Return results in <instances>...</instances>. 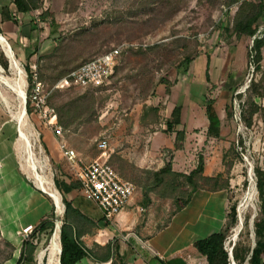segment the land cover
I'll list each match as a JSON object with an SVG mask.
<instances>
[{
    "label": "rangeland",
    "instance_id": "rangeland-1",
    "mask_svg": "<svg viewBox=\"0 0 264 264\" xmlns=\"http://www.w3.org/2000/svg\"><path fill=\"white\" fill-rule=\"evenodd\" d=\"M147 1L36 0L39 9L48 7L47 15L54 17L55 21L49 20L48 25L55 35V47L33 62L28 71L25 61L16 56L13 45L10 44L14 58H10L5 44L0 43V51L9 64L7 70L0 65V126L7 122L8 132L21 131L20 122L22 131L31 140L33 127L46 125L30 101L32 82L29 77L34 66L47 92L51 91L47 106L56 115V123L65 130L68 145L83 159L89 161L100 156L99 141L106 139L108 146L103 159H107L123 179L136 186L137 195L147 190L150 196L166 200L159 203L154 199L152 206L166 203L170 214L174 197L180 195L181 189L172 192L162 186L155 187L152 172L172 160L175 171L188 173L201 155L207 173L222 174L230 184V193L226 189L221 190L222 193L198 190L226 194L224 207H221L223 225L227 221L228 206L236 203L239 223L228 237L227 248L232 251L244 228L245 217H248V227L243 229L241 237L244 244L253 247V223L259 213L254 167L264 168V99L260 111L251 117V125L246 126L236 95L244 92L250 80L259 79L260 75L249 59L254 37L235 33L233 23L241 6L248 12L258 5L264 9V0H236L229 5L230 0H185L171 16L165 12L166 7L160 13L146 12ZM159 5L154 6L162 7ZM263 34L264 14L256 35ZM120 45L123 51L105 83L86 89L53 88L62 77L58 74L64 76L85 61ZM52 54L54 57L49 58ZM186 58L191 61L187 62ZM261 65L264 67V49ZM161 78L167 80V85L161 83ZM19 85L25 100L12 89ZM209 98L215 101L222 122L220 138L206 136L205 103ZM28 100L30 112L27 111ZM145 107L159 109L156 119L149 111H146L147 120L143 118ZM168 120L174 124L172 130L166 125ZM180 131H184V137L176 149ZM156 132L161 133L155 135ZM18 133L23 151L14 164L15 169L25 170L32 184L49 196L60 219L64 205L54 179L68 183L77 181L62 156H54V161L44 152L39 154L32 140L34 169L30 167L26 143ZM34 170L46 181L44 187L37 181ZM52 193H56L61 211ZM70 195L83 196L79 189ZM58 223L61 225L60 220ZM57 228L53 236L55 233L59 236ZM32 231L27 235L23 233L24 241ZM53 236L39 245L34 264H47V256L39 260V253L47 248ZM58 242L61 247L60 237ZM230 264L236 263L230 260Z\"/></svg>",
    "mask_w": 264,
    "mask_h": 264
},
{
    "label": "crops",
    "instance_id": "crops-1",
    "mask_svg": "<svg viewBox=\"0 0 264 264\" xmlns=\"http://www.w3.org/2000/svg\"><path fill=\"white\" fill-rule=\"evenodd\" d=\"M46 11L37 7L23 12L15 0H0V34L13 45L27 68L55 47V35L48 25L49 20H55L50 15L43 16ZM7 127V122L0 126V264H30L23 259V230L37 227L55 205L32 184L25 170L15 169L23 149L17 138L19 129L8 132ZM30 139L39 154L44 152L52 159L62 156L57 138L47 125L33 127ZM204 175L211 176L206 166ZM219 193L197 191L185 208L171 215L166 203L152 206L154 199L159 203L166 200L144 195L143 191L140 196L134 195L114 221L106 220L91 200L68 195L67 200L78 212L76 227L85 250V256L75 264H206V256L197 251L195 243L223 226L221 207L226 194ZM56 206L61 211V205ZM139 207L144 211L140 212Z\"/></svg>",
    "mask_w": 264,
    "mask_h": 264
},
{
    "label": "trees",
    "instance_id": "trees-1",
    "mask_svg": "<svg viewBox=\"0 0 264 264\" xmlns=\"http://www.w3.org/2000/svg\"><path fill=\"white\" fill-rule=\"evenodd\" d=\"M147 2V6L145 7L146 12L160 13L162 12L163 7H166L165 12L168 16H171L178 10V6L185 2V0H148ZM234 2H236V0H230L228 5ZM15 3L18 9L23 12H27L38 7L35 0H15ZM157 3H160L159 6L162 7L156 8L154 5ZM46 14L47 13L43 14V16ZM263 14L264 9L261 5H258L257 9L251 10L250 12L246 11L245 6L243 5L239 8L233 23V31L235 33L247 35L252 38L254 37L252 40L249 59L254 65L255 72L260 75L259 79L252 78L245 91L236 95V98L239 99L242 107V116L246 126L251 125V117L260 111V103L264 99V67L261 65L264 49V34L256 35L258 23ZM154 47H159V45H154ZM3 53V51H0V65L3 69L7 70L9 66L8 59ZM51 56L52 57L49 58H53L54 54ZM186 61L190 62L191 59L186 58ZM29 70L30 69L28 68V71ZM72 70L68 71L66 75ZM206 73V78L208 80V71ZM58 76H62L61 78H63L65 75L63 76V74L60 73ZM160 81L161 83L167 85V80L165 78H161ZM214 103L215 101L211 98L207 99L205 103V115L208 120L206 136L209 138H220L222 122L216 111ZM27 111H31L29 100L27 101ZM146 111L151 112L156 119L159 109L155 107H145V112L143 113L144 119H146ZM227 113L228 115H231L229 110ZM149 121L154 123L155 120ZM166 125L169 130L173 129V122L168 120ZM183 137L184 131L177 133L175 142L176 149L179 147L178 142L183 140ZM254 172L259 201L258 217L253 223L254 245L253 247L247 246L244 244L243 238L241 237L244 234L243 229L246 230L248 227V217H245L243 222L244 228L240 232L239 237L234 243L231 251L236 264H264V168L260 165H256L254 167ZM152 177L155 187L162 186L163 188L169 189V191L172 190V192L177 189H181L180 195H176L174 197V208L170 213L171 215L185 208L198 190L217 192L226 189L230 193L229 181L228 179L224 180L222 174H218L216 176L204 175V159L201 155H199L196 166L188 173L175 171L171 160L165 162L159 169L154 170L152 172ZM54 185L61 193L64 205L63 216L59 219L61 221L59 231L61 244V253L59 255L60 264H75L85 256V250L81 246L78 229L76 227L75 216L78 212L72 208L71 202L67 200V196L72 194L75 189H79L80 186L78 182L68 183L59 180V178L54 179ZM148 194V191L144 190V195ZM55 216L56 212L55 208H53L51 213L47 216V219L38 224L37 227L33 229L29 238L25 240L23 259L27 263L34 264L35 256L39 250V245L42 241L52 236L55 228ZM226 218L227 221L225 225H223L218 232L213 233L204 239L198 240L195 243L197 251L206 256V264H230V251L226 246V242L232 229L239 223L236 203H232L228 206Z\"/></svg>",
    "mask_w": 264,
    "mask_h": 264
},
{
    "label": "built area",
    "instance_id": "built-area-1",
    "mask_svg": "<svg viewBox=\"0 0 264 264\" xmlns=\"http://www.w3.org/2000/svg\"><path fill=\"white\" fill-rule=\"evenodd\" d=\"M43 8L48 10L46 6ZM122 51L123 46L120 45L82 63L61 78L53 88L76 87L86 89L105 83L112 76ZM37 75V71L33 66L30 75L32 82L30 101L34 106V111L42 115L46 125L57 138L62 158L66 161L75 180L79 183L80 193L96 204L106 220L114 221L122 209L133 199L136 194V186L123 179L108 163L107 159H103L108 146L106 139H102L98 144V147L102 150L101 155L89 161L83 159L74 148L68 145L65 130L56 123V115L52 113L53 110L46 104L51 91L48 90L47 92L43 82ZM139 211L143 212L144 208L139 207ZM23 231L27 235L28 232L32 231V226H27Z\"/></svg>",
    "mask_w": 264,
    "mask_h": 264
},
{
    "label": "bare ground",
    "instance_id": "bare-ground-1",
    "mask_svg": "<svg viewBox=\"0 0 264 264\" xmlns=\"http://www.w3.org/2000/svg\"><path fill=\"white\" fill-rule=\"evenodd\" d=\"M4 39L5 38L0 34V43L5 44L6 52H7L8 56L10 58H12V56H11L12 53L9 52L8 46H7L6 42L4 41ZM15 62H14V65L18 67L17 63L15 64ZM20 85L18 87H13L12 86V89H14L16 92H18V94L20 95V97L23 100H25V98H26L25 97V93L23 91V88ZM21 118L23 119V116L20 117V120H21ZM20 133H21V138L26 143L27 152H28L27 159L29 160L28 162H30L29 166L34 169V166H33V160H34V158H33V153H32V145H31V142H30L29 138L25 135V133L22 131V129H21ZM34 172L37 175V181L39 182V184L42 187H44V184L46 183V181L44 180V178L42 176H40L36 172V170H34ZM47 189H48V187H47ZM52 195H53V199L56 201L57 205L60 207L59 199L56 196V193H52ZM57 229H58V232H59V225H58V228ZM58 238H59L58 233H55V235L50 239V244L47 246V248L41 250V252L39 253V258H40L39 260H42L44 257L47 256V258H48L47 259V264H59L58 256L60 255V245H59V242H58Z\"/></svg>",
    "mask_w": 264,
    "mask_h": 264
},
{
    "label": "water",
    "instance_id": "water-1",
    "mask_svg": "<svg viewBox=\"0 0 264 264\" xmlns=\"http://www.w3.org/2000/svg\"><path fill=\"white\" fill-rule=\"evenodd\" d=\"M4 41L6 42L5 39H4ZM6 44H7V46H8V50H9V52L12 53L11 56H13V58H14V54H13V51H12L10 45H9L7 42H6ZM8 57H9V56H8ZM24 102H25V101H24ZM19 132H20V130H19ZM58 220H59V216L56 215V216H55V228H54L53 234H54L56 228L58 227ZM53 234H52V235H53ZM60 253H61V247H60ZM229 257H230V260L234 261L233 256H232V252L229 253ZM59 263H60V260H59Z\"/></svg>",
    "mask_w": 264,
    "mask_h": 264
}]
</instances>
